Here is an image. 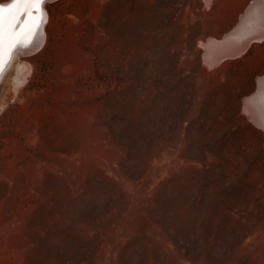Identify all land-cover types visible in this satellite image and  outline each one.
Listing matches in <instances>:
<instances>
[{"label":"rangeland","instance_id":"obj_1","mask_svg":"<svg viewBox=\"0 0 264 264\" xmlns=\"http://www.w3.org/2000/svg\"><path fill=\"white\" fill-rule=\"evenodd\" d=\"M254 1L47 0L0 79V264H264V38L205 58Z\"/></svg>","mask_w":264,"mask_h":264},{"label":"bare ground","instance_id":"obj_2","mask_svg":"<svg viewBox=\"0 0 264 264\" xmlns=\"http://www.w3.org/2000/svg\"><path fill=\"white\" fill-rule=\"evenodd\" d=\"M0 5L4 6L6 14L9 9L16 7L10 1H6L4 3L0 1ZM45 14H47L46 9H44V13L37 12V10L34 8L31 10V13H24L23 11H21V13L18 15V20L15 23V26L11 29H6L5 48L7 49L9 43H11L13 39H18L19 43L13 50L11 58H9L7 54L5 55V63L2 66V71H0V79L2 78V74L4 72L8 73L12 58H16L18 56L20 58L27 53L38 51L43 42H45V24L47 21V16H45ZM33 21H35L36 23L32 24ZM29 25H32L31 31L27 30V27ZM236 26L237 27H235L233 31L231 29L232 32H229V34L225 35V37L223 36L224 38L222 40L210 39V42L208 44H205V58L206 61H209L211 65H217L218 62L220 63L221 60H225L228 57L232 56L231 58H234L235 56L237 57L241 55L249 46L252 40L254 41V39L264 38V0H255L249 6L246 14H243V16L241 17L240 23ZM21 62L24 61L22 60ZM209 63L207 64L210 65ZM31 69L32 68H30V66H28V63L26 62L18 67L17 75H15L16 77L14 76L15 89H21L20 86L28 80L30 73L33 72L31 71ZM7 73L3 75L2 79L6 78ZM258 81L259 83L257 91L251 97L248 95L249 98L245 99L244 107L246 113H248V117H250L252 121L257 123L256 125H259L260 128L262 127L264 129V76L260 77Z\"/></svg>","mask_w":264,"mask_h":264},{"label":"snow or ice","instance_id":"obj_3","mask_svg":"<svg viewBox=\"0 0 264 264\" xmlns=\"http://www.w3.org/2000/svg\"><path fill=\"white\" fill-rule=\"evenodd\" d=\"M12 2L16 7L9 9L7 14L4 6L0 5V71H2V66L5 63V55L7 54L8 57L11 58L13 50L19 43L18 39H13L12 42L9 43L7 49L5 48L6 29H11L15 26L21 11L24 13H31V10L34 8L37 12H42L43 5L47 3V0H12ZM35 23V21L32 22V24ZM31 26L32 25H29L27 27L28 31H31Z\"/></svg>","mask_w":264,"mask_h":264},{"label":"trees","instance_id":"obj_4","mask_svg":"<svg viewBox=\"0 0 264 264\" xmlns=\"http://www.w3.org/2000/svg\"><path fill=\"white\" fill-rule=\"evenodd\" d=\"M186 189L189 190L188 186H186L184 184V185L181 186V188H179V190H178V192L176 194H174V192H171L170 194H168L167 197H168V199H170V203L166 204V210H170L171 211L172 209H174L176 207L175 206V201L181 200V198L192 199V197L187 194L188 191ZM177 210H178V208L176 209V211Z\"/></svg>","mask_w":264,"mask_h":264}]
</instances>
